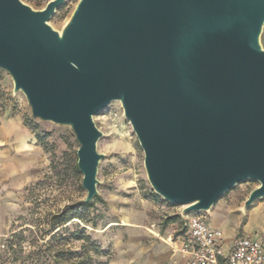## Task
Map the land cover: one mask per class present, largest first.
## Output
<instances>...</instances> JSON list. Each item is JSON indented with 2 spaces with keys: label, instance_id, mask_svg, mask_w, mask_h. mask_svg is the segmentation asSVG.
Returning a JSON list of instances; mask_svg holds the SVG:
<instances>
[{
  "label": "water",
  "instance_id": "95a60500",
  "mask_svg": "<svg viewBox=\"0 0 264 264\" xmlns=\"http://www.w3.org/2000/svg\"><path fill=\"white\" fill-rule=\"evenodd\" d=\"M66 2L0 0V70L34 119L75 136L83 202L99 196L95 117L113 103L182 216L248 181L243 212L264 200V0H79L56 30Z\"/></svg>",
  "mask_w": 264,
  "mask_h": 264
},
{
  "label": "rangeland",
  "instance_id": "374dc122",
  "mask_svg": "<svg viewBox=\"0 0 264 264\" xmlns=\"http://www.w3.org/2000/svg\"><path fill=\"white\" fill-rule=\"evenodd\" d=\"M22 1L43 10L51 0ZM78 2L67 0L50 24L61 30ZM13 88L10 75L0 70L5 150L0 175L7 189L0 191V264H72L70 252L78 253L74 259L86 264H184L175 246L182 218L205 220L220 205L226 206L224 215L231 227L240 233L247 227L250 235L264 238V200L243 212L258 183L238 185L209 213L182 216L184 207L156 198L145 173L143 151L119 103L95 117L104 134L98 150L105 155L95 207L84 215L86 221L75 219L65 229L52 231V217L86 197L77 167L79 145L69 129L34 119L25 96L14 94ZM23 144L34 147V154L25 159L18 153ZM76 232L84 239L75 240Z\"/></svg>",
  "mask_w": 264,
  "mask_h": 264
},
{
  "label": "built area",
  "instance_id": "2783aa9c",
  "mask_svg": "<svg viewBox=\"0 0 264 264\" xmlns=\"http://www.w3.org/2000/svg\"><path fill=\"white\" fill-rule=\"evenodd\" d=\"M183 227L186 241L181 253L188 264H264V241L258 238L238 237L226 252L223 231L209 227L202 218L185 219Z\"/></svg>",
  "mask_w": 264,
  "mask_h": 264
},
{
  "label": "crops",
  "instance_id": "0c3cea01",
  "mask_svg": "<svg viewBox=\"0 0 264 264\" xmlns=\"http://www.w3.org/2000/svg\"><path fill=\"white\" fill-rule=\"evenodd\" d=\"M3 135L4 134H3L2 130L0 129V163L5 158V150H3V148H2V143H3L2 136ZM30 149H33V150H30ZM18 153H19V157L21 159H25V157L28 158L30 154H32V153L34 154V147H31L28 144L27 145L23 144ZM13 161H14V159L10 160L11 163ZM14 167H15V165H14ZM10 168L11 169L13 168V166L11 164H10ZM12 172H14V170ZM1 190L4 192L7 191L6 187H3V184L1 183V175H0V191ZM225 207L226 206H224V205H220L212 215L208 216L205 219V222L207 223V225L209 227L223 231L225 237H224L222 245H223V248L226 252L230 249L234 240L238 237H241V236H250V237L258 238V239L264 241V238L259 236V235H254V234L250 235L249 232L247 231V227L243 228L242 233L237 231L236 226L231 227L228 224V221H226V219H225L226 216L224 214L227 213V210ZM255 210L256 209L253 210V213L255 212ZM185 219H188V218H182V220H181V225L179 226V231H178V234L176 236L175 246L177 248L178 253H180L179 254L180 260H182V262L184 264H188L187 257L181 253V248H182L184 242L186 241V236L184 235V227H183V222ZM2 225H3V221H2V216L0 214V227Z\"/></svg>",
  "mask_w": 264,
  "mask_h": 264
},
{
  "label": "trees",
  "instance_id": "16d2710c",
  "mask_svg": "<svg viewBox=\"0 0 264 264\" xmlns=\"http://www.w3.org/2000/svg\"><path fill=\"white\" fill-rule=\"evenodd\" d=\"M155 197L158 198V196H156V195H155ZM94 207H95V201L90 203V204H86L83 201H80L75 205L69 206L66 210L61 212L59 215L53 216L52 219L50 220L49 225L51 226L52 231H54V230L60 231L61 229H65L64 227H66L69 223L73 222L75 219L86 221L84 218V215L87 214ZM72 235L74 236L75 240H77V241L84 239L81 236L80 232L79 233L78 232L73 233ZM52 237L53 236H51L50 240L52 239ZM87 239H89V238H87ZM76 256H79V254L70 252L69 261H71L72 264H86V261H83V260L79 261L78 259L75 260L74 258ZM79 259H81V258H79ZM55 262H56V260H55ZM56 263H58V260ZM88 264H90V263H88ZM100 264H107V263H100Z\"/></svg>",
  "mask_w": 264,
  "mask_h": 264
}]
</instances>
